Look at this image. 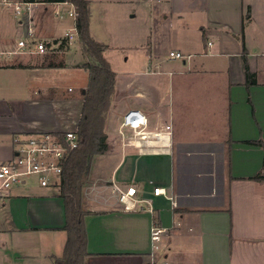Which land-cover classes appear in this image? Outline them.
<instances>
[{
    "label": "crops",
    "instance_id": "obj_1",
    "mask_svg": "<svg viewBox=\"0 0 264 264\" xmlns=\"http://www.w3.org/2000/svg\"><path fill=\"white\" fill-rule=\"evenodd\" d=\"M144 3L147 27L133 44L140 65L117 78L115 94L121 114L140 108L150 119L149 129L166 136L140 149L124 145L122 115L105 128L108 149L97 155L102 165L82 200L90 210L84 264H148L154 253L169 264H264V179L253 177L264 171V0ZM5 13L10 12H0V29L9 21ZM173 19L179 31L174 38ZM16 20L27 32V20ZM65 26L61 34L52 26L38 35L56 42ZM6 33L0 30V51L15 47ZM171 50L188 57L174 64ZM55 52L9 58L0 53V162L12 156L15 134L78 129L88 70L80 84L65 90L68 61L59 67L47 66V60L30 62L33 54L45 59ZM245 53L255 72L252 83ZM85 62L74 65L83 69ZM113 182L135 185L153 208L143 203L141 209L126 210ZM155 186L168 195H154ZM60 191L59 183L42 186L32 178L0 195V264H56L67 239ZM153 225L166 229L159 251Z\"/></svg>",
    "mask_w": 264,
    "mask_h": 264
},
{
    "label": "built area",
    "instance_id": "obj_2",
    "mask_svg": "<svg viewBox=\"0 0 264 264\" xmlns=\"http://www.w3.org/2000/svg\"><path fill=\"white\" fill-rule=\"evenodd\" d=\"M38 4L25 0H0V12L8 11L15 17H19L21 22L27 20V36L21 37L16 41L15 47L10 50L0 51L2 54L14 55L19 53H47L61 50L64 46L72 45L75 40L80 38L77 28L76 6L68 1L53 3L52 14L55 18L66 22L63 36L57 40H47L38 35L35 25L31 22L33 13ZM52 7V8H53ZM211 44V42H209ZM170 59H183L188 56L180 50H171L168 54ZM69 90H73L72 87ZM150 119L140 108H130L121 117L119 133L124 145H134L142 149L152 143V138L157 140L163 138L162 131H152L149 129ZM172 125L167 124L165 131L170 135ZM64 136L52 131H35L30 133H18L13 136L12 156L0 162V195L14 185L28 181L34 177L42 186L51 183H59L63 171V164L70 149L75 148L81 141V136L77 130L63 131ZM64 140L67 143H64ZM114 188L119 192V200L126 210L141 209L143 203L153 208L151 198L145 197L139 192L135 185L122 187L113 182ZM154 195H168L167 190L161 186H155ZM165 227L159 225L152 226V239L154 249L159 251V241L165 232ZM155 254V253H154ZM152 255V264H156V256ZM160 264H169L167 260Z\"/></svg>",
    "mask_w": 264,
    "mask_h": 264
},
{
    "label": "trees",
    "instance_id": "obj_3",
    "mask_svg": "<svg viewBox=\"0 0 264 264\" xmlns=\"http://www.w3.org/2000/svg\"><path fill=\"white\" fill-rule=\"evenodd\" d=\"M25 1L46 4L68 1L74 4L77 10V28L84 43V51L90 59L83 65L89 72V81L83 93L82 115L77 129L81 141L75 148L69 150L59 182L60 194L64 199L66 211L67 221L64 229L67 231V239L63 254L54 257L56 264H84V259L89 254L85 216L90 213V210L82 205L84 188L90 180L93 158L105 153L108 149L105 123L106 115L111 108L116 92L117 73L112 69L104 55L106 44L96 40L90 31V0ZM250 17V6H248L245 19L249 20ZM61 45L64 47V44ZM243 56L247 81L252 83L255 81V72L251 71L246 53ZM48 57L46 56L47 66L59 67L65 64ZM56 134L64 136L63 131H57ZM64 143L66 144L67 141L64 140ZM253 177L264 179V171ZM152 258L148 264L153 263Z\"/></svg>",
    "mask_w": 264,
    "mask_h": 264
},
{
    "label": "rangeland",
    "instance_id": "obj_4",
    "mask_svg": "<svg viewBox=\"0 0 264 264\" xmlns=\"http://www.w3.org/2000/svg\"><path fill=\"white\" fill-rule=\"evenodd\" d=\"M138 0H90V21H89V28L93 35V37L100 41L103 44H106V50L104 52V55H107L108 61L112 67L113 70H115L119 76L120 79H123L124 76H126L127 72H132L138 68L140 63H136L137 60H134V56L136 52V49L134 48L133 44L139 43V40L136 39L135 35L140 34L141 29L146 30V22L148 21L147 16V6L144 3L142 4V0L140 2H137ZM143 6V7H142ZM53 4H46V3H40L38 4L35 12L32 16V23L35 25L36 30L38 34H46L47 29L52 28V31L58 35L62 32V26L64 27L66 25V22H70V19H67L66 21H61L57 18H55L52 14ZM136 8V9H135ZM132 9H134L135 12H137L136 16L131 17L129 13L134 12ZM6 16L5 19L9 21H3V26L1 25L2 32L5 34V40L7 42H10V44L14 43L16 44V41L20 36L26 37V27L24 28L23 25H19L16 19H19V17H13L10 13H5ZM16 18V19H15ZM160 20V18H158ZM13 20L16 22V26L14 30L8 28H12ZM55 20V21H54ZM171 21V19H170ZM58 22L61 23V27L57 26ZM173 23H169V31L172 34L173 38L178 36L179 31L175 29V21L173 19ZM56 24V25H55ZM52 25V26H51ZM9 33V34H8ZM57 42V41H56ZM174 42V41H173ZM167 44H170L168 42ZM66 46L61 48H65ZM14 48V46H13ZM12 49V48H11ZM84 50V43L81 38L75 40V42L70 45L66 50L58 51L55 53L48 54V58L51 60H55L57 62H69V65L66 69V75L64 76L63 85L67 89L68 85H78L83 80V74H85L84 70H87L85 68L80 69L76 68L78 62L83 61H90V59L87 57V54L83 52ZM169 54V53H168ZM4 55V54H3ZM3 55H0L2 57ZM6 58H9L7 54L4 55ZM32 59H30V62H34L36 64H42V61L46 62V58H43V55L40 54H33L31 56ZM128 58V59H125ZM44 59V60H43ZM18 62L17 60H15ZM43 62V63H44ZM183 63L181 59H177L174 64ZM84 65V64H83ZM161 69V68H160ZM87 79L89 81V73L86 72ZM88 86V84H87ZM119 86V85H118ZM120 87H118V92H120ZM116 93V92H115ZM83 95V94H82ZM118 94H114L113 102L111 105L110 110L108 111L106 115V123L105 128L109 126V123H116L120 119L121 114V107L120 103L117 99ZM119 98V97H118ZM120 116V117H119ZM113 120V122H112ZM99 161V163H98ZM101 159H99V156H95L93 158L92 167H91V174L90 177L93 174H96V172L101 167ZM100 165V166H99ZM105 166H107L105 164ZM103 167V166H102ZM34 177L28 178V180L32 179ZM118 192V191H117ZM119 196V192H118ZM161 259L157 260L156 264H160ZM121 264V263H120ZM123 264V263H122Z\"/></svg>",
    "mask_w": 264,
    "mask_h": 264
},
{
    "label": "water",
    "instance_id": "obj_5",
    "mask_svg": "<svg viewBox=\"0 0 264 264\" xmlns=\"http://www.w3.org/2000/svg\"><path fill=\"white\" fill-rule=\"evenodd\" d=\"M86 89L83 90V93L85 92Z\"/></svg>",
    "mask_w": 264,
    "mask_h": 264
}]
</instances>
